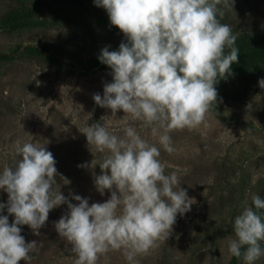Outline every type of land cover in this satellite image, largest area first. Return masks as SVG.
Listing matches in <instances>:
<instances>
[{
  "label": "clouds",
  "instance_id": "obj_1",
  "mask_svg": "<svg viewBox=\"0 0 264 264\" xmlns=\"http://www.w3.org/2000/svg\"><path fill=\"white\" fill-rule=\"evenodd\" d=\"M92 2L105 10L125 38L115 50H100L97 59L111 70V82L103 84L102 95L92 96L111 116L123 113V135L102 123L90 124L82 133L104 155L99 162L77 165L99 166L93 183L102 196L107 190L108 198L89 204L88 197L72 191L65 196L61 183L70 180L58 173L46 144L17 140V159L0 169V191L7 194L0 202V264H31L39 241L26 242L20 226L40 236L50 210L61 205L67 211L53 224L71 245L73 264H97L112 251H120L127 264H139L137 257L165 241L177 215L183 216L195 203L181 187L178 173L165 171L160 156L161 149L175 151L172 130L192 128L205 119L217 103L215 85L232 75L231 66L238 62L237 36L218 18L223 16L218 7L222 0ZM258 86L264 89V78ZM134 122L150 129L156 143L142 136ZM230 223L228 252L254 264L264 256V195L253 193L251 203Z\"/></svg>",
  "mask_w": 264,
  "mask_h": 264
},
{
  "label": "rangeland",
  "instance_id": "obj_2",
  "mask_svg": "<svg viewBox=\"0 0 264 264\" xmlns=\"http://www.w3.org/2000/svg\"><path fill=\"white\" fill-rule=\"evenodd\" d=\"M218 7L221 23L237 38L264 39V0H222ZM16 22L23 25L12 29ZM124 39L92 0H0V169L17 159V140L46 144L58 173L70 180L61 183L62 194L72 191L88 197L89 204L108 198L107 190L102 196L93 183L99 166L77 165L99 162L104 155L82 133L90 124L102 123L123 135V113L111 116L92 96L102 95L103 84L111 82L108 67L93 66L97 51L105 46L112 50ZM49 56L58 62H50ZM134 126L156 143L142 122ZM170 135L175 151L161 149L160 158L166 172L178 173L195 203L177 215L165 241L137 257L139 264H247L230 255L227 238L230 220L251 203V195L264 194V89L257 85L256 93L243 101H223L217 94L216 105L199 125ZM6 199L0 191V202ZM66 211V205L50 210L40 236L20 226L26 242L39 241L31 264H73L75 253L53 224ZM12 219L10 215L9 223ZM97 264L127 262L120 251H112ZM254 264H264V256Z\"/></svg>",
  "mask_w": 264,
  "mask_h": 264
},
{
  "label": "trees",
  "instance_id": "obj_3",
  "mask_svg": "<svg viewBox=\"0 0 264 264\" xmlns=\"http://www.w3.org/2000/svg\"><path fill=\"white\" fill-rule=\"evenodd\" d=\"M21 25L23 24L16 22L11 28L17 29ZM235 46L239 49V56L238 62L231 66L232 75L220 79L215 85L218 98L223 101H243L250 98L256 93L258 80L264 78V39L251 41L241 37L236 39ZM115 49L117 47L112 50ZM100 50L97 51L98 55ZM225 51L227 52L228 49L226 48ZM47 59L52 63L58 62L53 56ZM99 65L107 67L96 59L93 66Z\"/></svg>",
  "mask_w": 264,
  "mask_h": 264
}]
</instances>
